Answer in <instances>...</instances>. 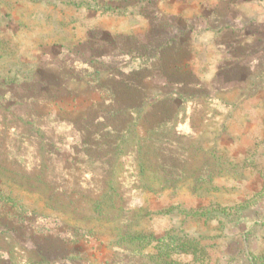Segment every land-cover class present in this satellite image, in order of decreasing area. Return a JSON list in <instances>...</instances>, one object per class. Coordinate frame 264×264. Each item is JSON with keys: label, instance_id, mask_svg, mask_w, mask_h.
I'll use <instances>...</instances> for the list:
<instances>
[{"label": "rangeland", "instance_id": "374dc122", "mask_svg": "<svg viewBox=\"0 0 264 264\" xmlns=\"http://www.w3.org/2000/svg\"><path fill=\"white\" fill-rule=\"evenodd\" d=\"M165 23L196 84L143 98L171 110L155 149L179 179L126 116L107 147L92 88ZM141 263L264 264V0H0V264Z\"/></svg>", "mask_w": 264, "mask_h": 264}, {"label": "trees", "instance_id": "16d2710c", "mask_svg": "<svg viewBox=\"0 0 264 264\" xmlns=\"http://www.w3.org/2000/svg\"><path fill=\"white\" fill-rule=\"evenodd\" d=\"M173 24L178 26V31L185 34L182 29L184 26L180 27L178 23H165L161 25L160 29H163V34L158 35L155 40L138 42V48H131L134 52H131V50L127 52L128 55L135 53L132 57V61H134L135 64L128 72L117 66L115 70L118 71V73L114 75L115 79H113V81L110 83L103 82L98 75L96 79L97 82L93 83L92 88L95 90L98 91V89H100L106 91L107 94H102V92H100V98L107 97L110 101L108 107L110 106L112 108L109 112L110 114L112 112L113 120H107L108 118H106L100 123V126L107 129L106 134L109 138L107 140L109 143L107 147H111L113 141L118 142L119 147H122L126 142L125 135H121L126 124H124V122L116 124L115 122L116 119H119L122 115L126 116L128 119L130 118L129 122L133 128L142 130L145 138L147 137V140H149V146H153L154 149L156 145V135L162 129L164 131L165 127H167V129H165L166 132H175V135L178 134L176 126L174 124L171 125L173 115L169 114L171 113L170 108L166 111H158L156 108L153 109V107L150 106L151 104L147 102L148 100L143 98L149 91L156 89L158 86L157 84L161 83L156 81L158 77L162 79V83L165 87H170L171 89L177 88L170 92L171 94H169V96L172 97L169 98L170 102L185 97V93L181 90L193 87L196 84L192 80L194 71L189 65L194 47L190 39H186L185 41L184 39L179 40L177 35H173L171 30L167 29H171L174 26ZM116 82L128 85L125 86V88L128 87L131 90H124L128 92V94H121L122 91ZM60 91L61 90H56V88L53 89L52 100L56 101V104L62 103L67 105L64 99L60 100L58 98L61 95ZM177 92L178 94L176 96ZM64 93H67L68 96L74 94L73 90L69 88H67ZM148 106L152 108L150 110L147 109L143 114V111L148 108ZM98 128L99 127L96 126L92 134L94 133L96 135V130ZM129 129L130 126L127 127V130ZM149 146L146 151L147 162L154 163L163 177L179 179L180 170L177 164H174V161L171 162V164L162 161L158 157L161 149H155L157 152L152 153Z\"/></svg>", "mask_w": 264, "mask_h": 264}]
</instances>
